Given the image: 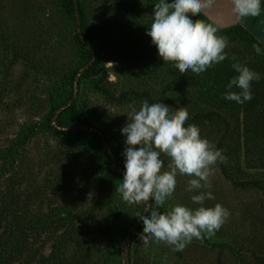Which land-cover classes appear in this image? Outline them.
<instances>
[{
    "label": "rangeland",
    "instance_id": "obj_1",
    "mask_svg": "<svg viewBox=\"0 0 264 264\" xmlns=\"http://www.w3.org/2000/svg\"><path fill=\"white\" fill-rule=\"evenodd\" d=\"M76 1L105 70L101 87L114 97L129 94L124 102H114L85 80L76 88V101L111 138L122 166L126 137L121 129L129 104L139 109L145 100L162 102L173 111L186 107L189 119L199 110L216 111L223 118L196 125L202 138L228 158L227 164L216 166L210 178L215 198L204 206L219 203L229 210V218L214 236L194 239L182 252L154 241L145 247L141 232L133 240L134 263L264 264V51L257 55L254 43L239 30H219L217 34L229 41L227 58L200 75L180 74L164 64L146 35L158 0ZM72 32L58 0H0V231L14 219L42 221L49 226L37 233L33 245L42 256L66 229V260L81 254V264H120L125 234L143 206L123 202L116 192L119 184L106 180L88 154L44 130L18 150L13 168H6L3 157L19 129L46 113L52 83L75 67ZM238 62L261 76L252 83L253 99L244 104L224 98L228 83L238 75L232 64ZM162 159L166 170L169 160ZM191 178L177 176L176 191L161 208L164 212L176 203L199 207L191 201L198 193L186 191ZM15 207L21 214L10 213ZM83 226L103 232L82 231Z\"/></svg>",
    "mask_w": 264,
    "mask_h": 264
},
{
    "label": "clouds",
    "instance_id": "obj_2",
    "mask_svg": "<svg viewBox=\"0 0 264 264\" xmlns=\"http://www.w3.org/2000/svg\"><path fill=\"white\" fill-rule=\"evenodd\" d=\"M214 2L158 0L154 4L146 35L151 37L164 64H171L180 74L191 71L200 75L227 58V37L218 35L219 29L212 23L193 19ZM231 5L242 26L245 18L261 14V0H231ZM252 47L257 55L262 54L259 43ZM232 68L238 75L228 83L224 98L237 104L250 102L252 83L259 82L260 74L244 63H233ZM128 109L127 123L121 129L126 137L125 173L116 192L128 205H145L143 213L147 215H135L143 224L139 238L145 247L154 241L182 252L194 239L214 236L230 216L229 210L219 203L204 206L205 201L215 198L210 191V178L216 166L228 162L223 150L202 138L197 125L187 124L186 107L173 111L162 102L149 104L145 100L139 109L135 104H129ZM162 156L169 160L166 170ZM178 175L192 177L186 191L198 193L191 196V201L199 207L192 209L176 203L163 213L156 210L173 197Z\"/></svg>",
    "mask_w": 264,
    "mask_h": 264
},
{
    "label": "trees",
    "instance_id": "obj_3",
    "mask_svg": "<svg viewBox=\"0 0 264 264\" xmlns=\"http://www.w3.org/2000/svg\"><path fill=\"white\" fill-rule=\"evenodd\" d=\"M58 1L62 12L72 26L71 36L77 54L76 65L52 83L47 94L48 109L42 119L21 127L13 140L3 149L6 168L14 167L18 150L27 143L29 138L38 131L50 130L55 136L74 142L79 149L88 154L99 166L101 174L106 180L120 184L125 168L117 160L111 138L104 130L94 125L91 116L77 103L76 88L81 82L91 80L93 88L114 102H124L129 94L121 92L114 97L101 87L106 74L104 67L99 62L92 39L85 28L83 10L76 0ZM199 17L207 22L201 14ZM223 29L239 30L253 43H258L239 26ZM203 119L221 121L223 118L219 112L212 110L202 112L199 110L187 121V124L196 125ZM224 124L228 123L225 122ZM5 180L10 184V176H7ZM142 206L141 213L145 211V205L142 204ZM152 206L155 209L154 202ZM16 209L15 207L10 213L16 216L21 214ZM156 210L164 212L161 208ZM143 214L147 215V213ZM48 226L42 221L20 218L2 226L0 231V264H81L83 261L81 254H77L75 257L71 256L67 260L64 258L62 245L68 241L65 238L68 233L66 229L54 238L51 249L46 256H42L38 251L33 250V245L37 241V233ZM82 229L86 232H103L99 228L88 226H83ZM142 231V221L136 218L128 228L121 245L120 264H135L131 252L133 240Z\"/></svg>",
    "mask_w": 264,
    "mask_h": 264
},
{
    "label": "crops",
    "instance_id": "obj_4",
    "mask_svg": "<svg viewBox=\"0 0 264 264\" xmlns=\"http://www.w3.org/2000/svg\"><path fill=\"white\" fill-rule=\"evenodd\" d=\"M202 17L218 29L239 26L247 32L264 50V0H261V14L243 20V26L232 12L231 0H215L211 8L201 13Z\"/></svg>",
    "mask_w": 264,
    "mask_h": 264
}]
</instances>
